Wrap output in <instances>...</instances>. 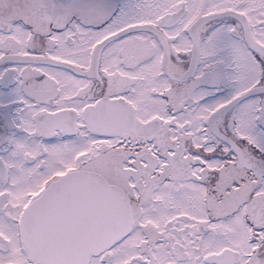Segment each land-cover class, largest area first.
I'll use <instances>...</instances> for the list:
<instances>
[{
	"label": "snow or ice",
	"instance_id": "1",
	"mask_svg": "<svg viewBox=\"0 0 264 264\" xmlns=\"http://www.w3.org/2000/svg\"><path fill=\"white\" fill-rule=\"evenodd\" d=\"M0 264H264V0H0Z\"/></svg>",
	"mask_w": 264,
	"mask_h": 264
}]
</instances>
